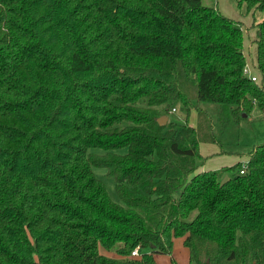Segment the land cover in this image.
I'll list each match as a JSON object with an SVG mask.
<instances>
[{
	"label": "trees",
	"instance_id": "16d2710c",
	"mask_svg": "<svg viewBox=\"0 0 264 264\" xmlns=\"http://www.w3.org/2000/svg\"><path fill=\"white\" fill-rule=\"evenodd\" d=\"M237 9L250 62L238 19L201 0H0V264H157L176 238L188 264H264V142L243 174L199 170L217 142L199 102L264 110V0Z\"/></svg>",
	"mask_w": 264,
	"mask_h": 264
},
{
	"label": "rangeland",
	"instance_id": "374dc122",
	"mask_svg": "<svg viewBox=\"0 0 264 264\" xmlns=\"http://www.w3.org/2000/svg\"><path fill=\"white\" fill-rule=\"evenodd\" d=\"M201 1L205 5L217 7L219 11L227 17L238 19L237 21L239 22V26L241 27L244 36V53L247 58L246 60L249 62L252 61L255 56L256 44L254 43L255 28L251 26V14L248 13L245 16L240 15V12L237 9V0ZM263 16L264 13L260 11L255 12V17L257 20ZM199 106L208 114V123L211 124V130H208L209 135L217 140V142L214 143L199 144L200 152L203 154L222 152L221 154H216L214 157L207 159L206 163L211 162L212 164H219L218 168L224 165H232L228 164V157L234 156L235 154L233 153L235 152L238 153V157L245 156L244 159L246 160L249 158V154L252 149L264 142L263 109L258 107L253 108L248 117H240L238 122L235 121L230 112L228 116V118L230 117L228 122L225 120L222 122V117L219 113L220 105L218 103L201 101L199 102ZM175 107L176 108L174 111H172L171 108L167 112V121L168 119L174 121H184V112L180 110L179 104H176ZM188 120L193 126L196 125V112L194 109L191 110ZM205 147H208L210 150L205 149ZM206 157L207 156L204 157L203 163L205 162ZM243 161L237 162H240V165H242L244 163ZM237 162L235 161V163ZM198 164H201L200 161H198ZM236 170H228L225 174L233 176L237 173ZM93 171L98 178L104 181L110 197L113 200L119 201L115 194L113 177L107 176L105 174V170L102 168H94ZM154 256L157 264H171V257H173L178 264H188L187 250L182 245V238H176L174 240L170 255L155 253Z\"/></svg>",
	"mask_w": 264,
	"mask_h": 264
},
{
	"label": "crops",
	"instance_id": "0c3cea01",
	"mask_svg": "<svg viewBox=\"0 0 264 264\" xmlns=\"http://www.w3.org/2000/svg\"><path fill=\"white\" fill-rule=\"evenodd\" d=\"M200 144H205V143H200ZM199 149H200V147H199ZM205 149H207V150H210L208 147H205ZM254 149V148H253ZM252 149V150H253ZM201 153V155L202 156H207L206 157V160H205V162L199 167V170H206V169H217L218 168V166H219V164H212L211 162H208V163H206L207 162V159H209V158H211V157H214L216 154H221L222 152H219V153H217V152H215V153H213V154H211V153H207V154H203L202 152H200ZM232 153V152H231ZM233 154H235L234 156H232V157H228V164H233V163H235V161L237 162V161H243V162H245V161H247L248 159H244L245 158V156L244 157H238V153L237 152H235V153H233ZM237 158V159H236ZM239 158V159H238ZM248 158V157H247ZM236 159V160H235ZM242 162V163H243Z\"/></svg>",
	"mask_w": 264,
	"mask_h": 264
},
{
	"label": "built area",
	"instance_id": "2783aa9c",
	"mask_svg": "<svg viewBox=\"0 0 264 264\" xmlns=\"http://www.w3.org/2000/svg\"><path fill=\"white\" fill-rule=\"evenodd\" d=\"M243 72L245 75H247L248 77H250L252 80H255V76L253 75L252 71H251V67H250V64L248 62L245 63L244 65V68H243ZM172 111L175 110V108L173 107L171 109ZM246 163L247 161H245L241 167H240V170H239V173L240 174H243L245 172V169H246ZM131 255H138V248H134L131 252Z\"/></svg>",
	"mask_w": 264,
	"mask_h": 264
},
{
	"label": "water",
	"instance_id": "95a60500",
	"mask_svg": "<svg viewBox=\"0 0 264 264\" xmlns=\"http://www.w3.org/2000/svg\"><path fill=\"white\" fill-rule=\"evenodd\" d=\"M167 121V116L166 115H162L157 119V122L160 125H164ZM229 179V177L227 175H224L223 178L220 181V185H222L223 183H225L227 180Z\"/></svg>",
	"mask_w": 264,
	"mask_h": 264
}]
</instances>
